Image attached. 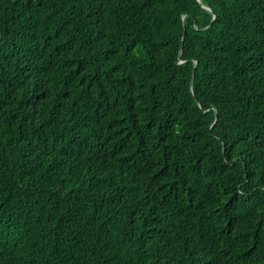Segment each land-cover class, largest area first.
Instances as JSON below:
<instances>
[{
	"label": "trees",
	"instance_id": "trees-1",
	"mask_svg": "<svg viewBox=\"0 0 264 264\" xmlns=\"http://www.w3.org/2000/svg\"><path fill=\"white\" fill-rule=\"evenodd\" d=\"M0 264H264V0H0Z\"/></svg>",
	"mask_w": 264,
	"mask_h": 264
},
{
	"label": "water",
	"instance_id": "water-1",
	"mask_svg": "<svg viewBox=\"0 0 264 264\" xmlns=\"http://www.w3.org/2000/svg\"><path fill=\"white\" fill-rule=\"evenodd\" d=\"M197 2L201 5V0H197ZM203 9L207 10L210 12V10L204 6H201ZM183 23H184V17H183Z\"/></svg>",
	"mask_w": 264,
	"mask_h": 264
}]
</instances>
